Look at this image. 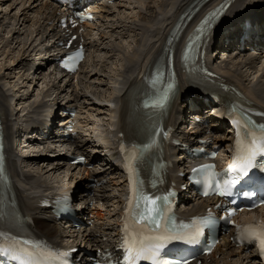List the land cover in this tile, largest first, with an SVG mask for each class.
I'll return each mask as SVG.
<instances>
[{
    "label": "bare ground",
    "instance_id": "1",
    "mask_svg": "<svg viewBox=\"0 0 264 264\" xmlns=\"http://www.w3.org/2000/svg\"><path fill=\"white\" fill-rule=\"evenodd\" d=\"M231 1L117 0L112 6H103V8L98 6V8H102V17L105 21L103 23L101 20L102 28L104 32H110L112 44L104 51V57H101V54L97 57L94 71L82 74L78 88L73 91L78 96V100L84 105V116L88 121L86 123L87 137L83 136V140H90L88 135H93L101 145L104 138L109 139L110 128L116 127L118 118L122 130H126L127 126L131 124L134 129L143 135L146 129H144L140 114L136 113L134 109L135 92L141 87L145 77L152 72L151 70L157 58L165 54L168 47L167 40L175 34L173 26L178 22L180 24L182 34L179 46L182 49L190 34L208 17L210 12ZM46 3V0H38L36 4L24 9L19 0H7L6 3L0 2V27L3 29L0 31V119H2L1 126L7 133L8 140L11 137L22 136L19 127L12 128L14 118L10 110V97L16 94L17 91L24 95L22 101L19 102L23 107H17V110L21 109L19 113L21 118H31L37 115L39 105L44 102V99L49 98L54 93V89L50 88L51 83L55 91L57 90L54 86L57 74L44 76L41 84L40 82H32V74L26 72L24 63L26 61L25 49L31 47V50H35L38 46L34 41L41 31H38L40 23L46 17L44 12ZM11 4H16V7L11 9ZM263 10L264 0H236L230 6L224 18L214 28V34H211L206 50H209L212 46L213 37L215 38L232 26L233 19L239 20L245 15H250L251 12L257 15ZM256 18L264 20L262 14L257 15ZM113 20L117 22L115 23ZM15 29H19L23 33L21 34ZM42 31L43 34L40 33L39 37L47 35L45 30ZM257 35L260 36L257 42L264 44L262 38L264 31L255 32L254 37ZM234 37V29L229 30L225 36V38L231 40H234ZM226 43L228 42L226 41ZM232 45L234 47L230 50L226 60L215 59L216 62H222L226 66L225 69L219 68L218 80L236 85L247 93L254 105L264 108V51L261 50V52L258 51L253 54L249 52L248 48L240 49V45L232 41L228 46L224 45V52ZM101 51L102 49H99V53ZM115 56L121 57L123 63L118 64L116 61L119 59L117 60ZM175 68L181 73V90L171 111L170 124L172 127L175 126L178 137L191 142V144L196 143L197 138L201 137L203 132L228 139L231 135L230 130L225 129L224 126L221 128L212 126V124L217 125L216 114L218 111L212 113V110H215L217 106L212 103L207 104L204 101L200 102L196 98L194 99L196 106H202V110L208 109V116H212L213 121L216 123H210L202 126V128L198 127L195 133L185 131L178 126V121L185 116V112L189 108V102L186 100L189 84L187 73L183 72L181 63H176ZM28 82L29 84L26 85ZM63 86L58 83V87ZM30 88H33V91ZM33 92L36 94H33ZM50 102L51 100L47 103ZM17 103L16 100L14 104ZM52 109L53 107H50L48 114L52 113L50 112ZM197 113L201 114L199 109H197ZM119 132L117 131L115 136ZM24 148L22 146V152H24ZM17 149L20 148L16 147L15 150ZM168 152L173 162L175 161L177 165H183L182 162H178L176 159L175 149L170 147ZM10 154L7 169L13 177L12 190L20 209L27 215L33 214L35 216V229L37 231L58 242L59 237L53 223L52 214L49 210L43 212L40 209L42 196L45 194V186L48 182L46 178L43 179L42 175L37 172L38 169H41V171L45 169L46 173L53 175L52 181L57 183L58 186H63L66 177L62 174V171L65 167L59 165L61 162L57 164L56 168H54V163L45 166V163L38 161H29L30 164H23V161L18 160L12 151H10ZM33 165H38V167L32 172L30 170L34 168ZM114 173L118 174L119 168ZM97 174L105 176V173ZM61 178L62 181L60 182ZM125 185L124 179L118 176L117 179L94 189L93 195L84 200L85 211L82 217L93 219L94 223L88 224L85 222L84 233L75 232L73 238L69 240L72 242V246L87 244V246L92 247L102 244L105 239L111 244L115 242L124 204L123 197L126 193ZM204 204L205 200H199L195 197V194L190 193L183 212L190 214L202 208ZM67 232L72 233L74 231L67 229ZM232 235L233 233L228 235L224 241L225 243L213 255L206 257L207 259L205 258L203 264H235L251 260L259 263L256 252L243 253L242 249L231 241Z\"/></svg>",
    "mask_w": 264,
    "mask_h": 264
},
{
    "label": "snow or ice",
    "instance_id": "2",
    "mask_svg": "<svg viewBox=\"0 0 264 264\" xmlns=\"http://www.w3.org/2000/svg\"><path fill=\"white\" fill-rule=\"evenodd\" d=\"M224 5L208 14V17L201 23L198 31L202 34L206 30V26L210 25V21L217 17ZM73 39H75L73 37ZM192 51L191 44L183 54V59H189L188 53ZM83 58L82 50L74 55H69L63 62L65 68H69L70 63H76L78 59ZM169 85V89H171ZM169 100V93L166 91L162 96L155 101L153 106L164 107ZM264 115V113H261ZM239 123V122H237ZM251 123V122H250ZM245 129H249V124L244 125ZM157 135H166V133L152 132L151 143L142 146V149L129 157L127 165L131 177L130 198L125 207V224H124V248L126 255L124 256L125 264H140L141 261H151L152 264H170L168 261L159 259L161 248L169 241L186 242L194 244L199 241V238L204 234L205 229H215L218 217L211 211L207 216L195 217L190 223L176 224L168 216V196H159L147 193L141 181L138 178V173L131 161L139 160L144 153L151 149L156 143ZM264 158V126H261L259 132L249 129L244 137L237 133L235 142L233 162L223 172H217L215 165H201L199 168L192 169L194 176L200 177V181L207 185L204 195H209L210 192L222 197L232 195L233 186L238 184L241 179L248 178L249 181L258 182L261 187H264V175H256L253 170H264V165L257 163V156ZM83 159V157H81ZM225 177H228L225 179ZM245 197H252L253 192L242 193ZM264 204V200H261ZM220 207V205H217ZM238 209L231 208L225 210L224 219L234 223L232 217ZM8 215L0 212V219H8ZM239 230L238 238L243 241H256L260 245L261 252L264 253V220L236 224ZM0 237L5 240L10 239L6 233L0 232ZM31 242L15 241L10 248H5L0 244V250H12L18 253L16 259L21 261V264H53V261H60L62 257L68 255L67 252L58 253L52 249L35 245L29 247ZM19 245V247H16ZM23 257V259H22Z\"/></svg>",
    "mask_w": 264,
    "mask_h": 264
},
{
    "label": "rangeland",
    "instance_id": "3",
    "mask_svg": "<svg viewBox=\"0 0 264 264\" xmlns=\"http://www.w3.org/2000/svg\"><path fill=\"white\" fill-rule=\"evenodd\" d=\"M126 11V10H125ZM125 14H126V12H125ZM127 15V14H126ZM116 25V24H115ZM1 30H3V29H1ZM116 59L118 60V61H116ZM116 59H115V61L118 63V64H122L123 62H122V59H121V57H116ZM88 66H90V65H88ZM88 66L86 67V70H87V68H88ZM14 71V70H13ZM94 71V70H93ZM12 75H14V74H12ZM27 82V81H26ZM29 84V82L26 84V85H28ZM31 89V88H30ZM24 90V89H23ZM31 91H33V88L31 89ZM39 92L37 91V94H38ZM33 94H36V93H34L33 92ZM38 97H39V95H38ZM104 128H106V126H104ZM35 167L33 168V169H31L30 171H35V169H37V167H38V165H34ZM38 174H40L41 173V175H42V177H43V179H47V181H48V183H50L49 181L51 180V178H52V174H50V173H46L45 172V169L44 170H42V172H41V169H38V172H37ZM34 174H35V172H34ZM62 181V178L60 179V182ZM57 184V183H56ZM59 184H61V183H59ZM50 185H52V184H50Z\"/></svg>",
    "mask_w": 264,
    "mask_h": 264
}]
</instances>
